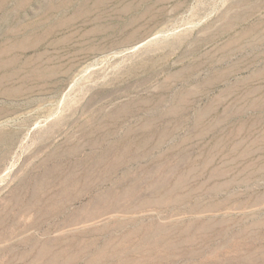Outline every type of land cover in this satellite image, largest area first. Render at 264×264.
<instances>
[{"label":"rangeland","instance_id":"rangeland-1","mask_svg":"<svg viewBox=\"0 0 264 264\" xmlns=\"http://www.w3.org/2000/svg\"><path fill=\"white\" fill-rule=\"evenodd\" d=\"M0 264H264V0H0Z\"/></svg>","mask_w":264,"mask_h":264}]
</instances>
